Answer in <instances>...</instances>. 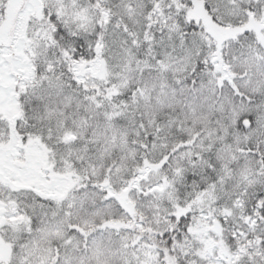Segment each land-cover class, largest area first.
<instances>
[{
    "label": "snow or ice",
    "instance_id": "6c2138e0",
    "mask_svg": "<svg viewBox=\"0 0 264 264\" xmlns=\"http://www.w3.org/2000/svg\"><path fill=\"white\" fill-rule=\"evenodd\" d=\"M0 264H264V0H0Z\"/></svg>",
    "mask_w": 264,
    "mask_h": 264
}]
</instances>
